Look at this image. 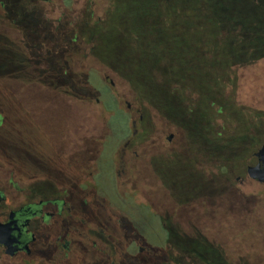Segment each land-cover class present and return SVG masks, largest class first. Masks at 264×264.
I'll list each match as a JSON object with an SVG mask.
<instances>
[{"label": "flooded vegetation", "instance_id": "flooded-vegetation-1", "mask_svg": "<svg viewBox=\"0 0 264 264\" xmlns=\"http://www.w3.org/2000/svg\"><path fill=\"white\" fill-rule=\"evenodd\" d=\"M45 2L51 0H0V39H7L10 44L13 38L18 50L13 53L19 56L21 68L19 78L0 79V264H201L203 261L264 264V222L251 215L246 194L242 213L233 197H229L227 226L240 232L233 233L228 245H217L207 234L219 225L220 192L231 193L235 180L239 179L264 184L250 170L256 171L262 163L263 156L257 154L264 143L244 159L245 174L225 176L219 181L218 176H202L193 168L203 163L202 146L193 143L190 129L180 127L185 166L194 173L191 175H196L200 185L176 195L165 174L158 170V161L166 164L167 160L155 158L147 151L150 158L146 166L153 173L147 177L148 183L154 184L157 178L169 193L159 207L152 190L142 195L145 203H137L141 193L136 184L140 180L134 173L114 175L119 200L130 204V199L136 197L135 208L142 215L158 218L168 236L164 249L154 256L155 251L142 236L134 216L100 194L98 157L103 148L90 144L86 132H77V136L74 131L63 132L60 143L45 135L34 115L36 110L26 100V92L31 88L50 97L46 101L31 99L34 107L57 106L59 98V82L43 78L46 70L42 62L33 63L35 78L26 77V56L42 50L40 45L27 47L28 36L41 34L43 28L46 35L54 33L53 25L59 22L44 14ZM74 98L71 94L66 102L73 103ZM136 126L135 122L134 136L138 135ZM174 136L170 134L168 140L172 141ZM138 147L133 140L119 143L113 155L114 165L118 163L122 172L128 173L127 161L137 157L132 160L130 171L134 172L140 155ZM43 157H47L46 164ZM206 161L217 165V159ZM220 182L226 183L221 185L222 191ZM203 187L207 190L203 191ZM207 209L212 210L211 222H207L210 216ZM239 215L244 223L234 222Z\"/></svg>", "mask_w": 264, "mask_h": 264}, {"label": "trees", "instance_id": "trees-1", "mask_svg": "<svg viewBox=\"0 0 264 264\" xmlns=\"http://www.w3.org/2000/svg\"><path fill=\"white\" fill-rule=\"evenodd\" d=\"M109 1L104 15L90 11L76 22L74 35L69 29L73 22L62 17L54 33L46 35L42 26L41 34L28 36L27 47L42 50L26 56V77L35 78L33 63L40 61L43 78L67 81L75 96V75L63 55L78 51L81 38L88 57L128 82L145 110L158 112L178 129H190L193 143L202 146V158L217 159L210 174L223 178L244 170V159L264 143V116L245 118L225 85L237 68L264 59V0ZM19 59L0 60V73L19 65ZM57 59L63 64L52 69ZM9 76L17 78L13 72ZM215 117L225 123H214Z\"/></svg>", "mask_w": 264, "mask_h": 264}, {"label": "rangeland", "instance_id": "rangeland-1", "mask_svg": "<svg viewBox=\"0 0 264 264\" xmlns=\"http://www.w3.org/2000/svg\"><path fill=\"white\" fill-rule=\"evenodd\" d=\"M109 6V0H51L49 3L45 2L43 11L44 14L51 15L54 19L61 20L62 17H65L64 19L69 24L73 22L74 25L70 26L69 29L73 31L74 35L76 22H82L86 19L90 15V11H93L97 17L102 16ZM48 41L53 42L54 38L48 39ZM78 43L81 46L78 51L71 54V56L63 55L68 60L71 75H75V98L73 103L66 102L67 100L70 101L69 96L72 93L67 81L63 80L58 87L57 106L51 107L44 104L42 108L39 105L34 107L30 102L31 99L46 101L50 98L45 93L41 94L36 88H31L26 92L27 103L29 106L31 104L32 108L36 110L34 115L41 122L45 135L48 138L51 136L54 143L62 142L59 138L62 139L63 132L74 131L75 136H77V132H86L88 134L86 136L90 138L88 140L90 144L103 148L100 157H98L100 173L97 176V181L100 186V194L102 197H107L114 206L134 216L142 236L147 240L152 250L155 251L154 256H157L164 249V242L168 238L165 230L161 227L160 220L151 217V215L149 217L142 215L135 208L137 207L134 202L136 197L130 199L132 201L130 204L120 201L114 175L119 177L120 173L125 175L134 173L137 179L140 180L136 184L138 185V191L141 193L137 197V203H145L146 199L142 195L152 190L155 205L158 207L163 205L169 193L157 178L154 179V184L148 183L147 177L153 173H150L146 166V161L150 158L147 156V151L150 150L155 158L167 160L166 164L158 161V170L165 174V180L176 195L179 196L180 191L198 187L200 181H198L196 175H191L193 172L185 166V154L182 153L184 142L180 138L179 129L171 126L158 112L145 110L144 106L137 102L135 92L128 82L101 64L95 57H88L86 49L83 48L85 44L81 38ZM13 51L18 52L14 48L13 38H11L10 44L7 39H0V60L8 58L11 54L12 56L15 55ZM61 57L58 56V58ZM48 63L51 62L49 60L45 62L47 69L49 67ZM62 64L63 60L57 59L56 61L52 60L50 66L53 69L61 67ZM5 69L0 73V78H8L10 72H13L17 78L21 74L19 65L9 66ZM52 69L49 71H52ZM83 76L86 77L88 82L85 81ZM233 77L234 80L230 81L229 79L225 88L229 95H235L234 103L237 108H240V113H244V117L248 119L259 115L264 116V59L237 68ZM224 120V118L215 117L214 123L222 125L225 123ZM135 122L137 123V136L133 135ZM230 123L232 124V121ZM232 127H234V123ZM170 134H175L172 141L168 140ZM127 140L138 143L140 155L138 156L137 165L133 166L134 172L130 170H132V160H136L137 157H131L127 161L128 173H124L118 163L114 165L113 155L118 144H123ZM202 159V165L200 167L193 166V168L199 171L202 176H211L213 166L216 168V165L207 164L206 159L204 157ZM46 160L47 157H43L44 164H46ZM164 164L167 165L165 169ZM242 174L245 173L241 169L238 170L236 175ZM222 180L223 178L219 177V181ZM224 184L226 183H220V185ZM231 190L232 192L227 193L228 195L220 192L217 213L219 225L217 229L207 231L209 238L220 246H227L233 233L240 232V229L232 230L227 226L230 222L227 207L229 197H233L239 213H242L244 207L243 197L246 194L251 213H253L251 215H254L253 218L256 219L261 218L258 222H264V184L249 178H246L244 182L243 179H239L235 180L234 187ZM211 211V209H207V214L210 215L207 217V222H211ZM239 217L234 222L244 223L242 216L239 215ZM174 239L178 242L181 241V238L177 236Z\"/></svg>", "mask_w": 264, "mask_h": 264}, {"label": "water", "instance_id": "water-1", "mask_svg": "<svg viewBox=\"0 0 264 264\" xmlns=\"http://www.w3.org/2000/svg\"><path fill=\"white\" fill-rule=\"evenodd\" d=\"M258 157H262V163L260 162V166L257 168V170L253 171V168H251V174L259 179L261 182H264V148L257 154Z\"/></svg>", "mask_w": 264, "mask_h": 264}]
</instances>
